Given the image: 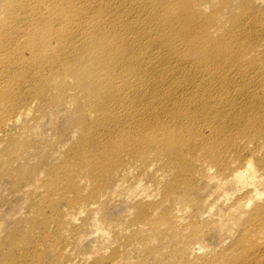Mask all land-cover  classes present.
<instances>
[{"label": "bare ground", "instance_id": "1", "mask_svg": "<svg viewBox=\"0 0 264 264\" xmlns=\"http://www.w3.org/2000/svg\"><path fill=\"white\" fill-rule=\"evenodd\" d=\"M166 1L0 0V32L5 34L0 41V148L4 145L5 152L8 145L13 146L10 163L15 157V161L26 162L25 149L30 144L18 136H11L9 132L2 135L5 130L15 125L25 131L31 130L55 110L56 114L61 112L59 110L72 111L75 114L72 120L73 138L70 147L61 156L73 154L76 157L73 177L63 160L48 170L46 179L48 191L57 196L62 191L59 186L72 187L76 193H80L75 186L76 181L81 178L87 181L82 189L90 188L88 196L77 194L73 201L69 200L67 225L71 226L77 221L76 211L80 213L83 208L75 210L77 205L97 204L94 200L101 194L112 198L119 191L121 194L118 195L123 196L124 183L135 180L136 186L133 184L126 190L129 198L139 191L143 177L150 175L162 183L167 177L166 173L176 170L172 162L180 165V161L186 158L191 160L190 164L195 161L196 168L191 167L192 171L209 184L211 195L219 196L224 192L229 195L236 189L244 191L242 197L247 201L243 208L252 209L223 208L217 212L218 218L213 223L189 234L190 226L195 224L187 223L179 214V206H175L171 209L174 214L172 220L161 214L152 218L149 214L151 224L135 225L133 234L126 239L140 236L145 245L151 241L161 243L160 249L147 247L150 258H163L161 253L163 247L170 246L169 239L183 253L188 249L205 253L206 246L202 240L211 231L239 234V241L244 236L248 238L254 234V242L259 243V232L264 230V169L254 166L251 160L245 162L242 157L244 148L250 144L256 145L258 151L264 150V138L247 135L238 139L232 149H216L222 141L233 140L234 132L241 128L258 127L264 133V79L260 78L264 77V65L257 59L263 54L246 57L249 50L245 51L243 42L232 40V30L214 38L221 29L214 28V20L210 27L208 19L202 15L196 16L192 0H176L180 2L176 11H170ZM221 2L224 3V0ZM228 5L229 1L220 8L226 9ZM199 6L202 4H198L197 8ZM160 9L164 11L163 14ZM182 11L187 13L186 20H181L171 30L173 24H166L165 19L177 21ZM198 13L202 14L200 11ZM154 23H158L156 29L153 28ZM207 24L208 27H205ZM174 35L182 39L185 51H180L175 45L178 38L173 39L175 43L172 41ZM260 44L252 46L250 51L253 52ZM155 45L159 46L158 49L153 47ZM154 49L161 51L160 64L155 62ZM174 54L183 59V64L192 65V69H183L184 66L173 69L171 60ZM246 60L248 62L245 63ZM30 65L34 71L33 79H29L32 82L31 98L25 99L26 96L19 93L22 84L28 82L26 67ZM22 68L25 70L12 79L10 74L15 75L14 70ZM232 69L236 70L237 79L231 76ZM186 74H189L187 79H196L197 74L208 79H231L227 83L231 86L227 88L223 84V87L215 90L216 81H213L206 88L210 81L198 85V90L187 94L182 89L188 90L191 81H185L181 83L184 87L180 86L177 91L163 90L166 79H183ZM148 80L152 84L145 88ZM221 88L227 90L220 92ZM34 105L38 107L36 111L33 110ZM29 121L35 123L31 125ZM110 146L119 152L115 154V166L102 170L107 167L108 159L104 155ZM97 148L100 153L96 152ZM229 151L233 154L228 155L235 156L234 166L230 165L231 161H226ZM2 153L0 151V156L5 155ZM215 166L219 170L214 172ZM226 171L230 172L223 177ZM41 175V172L31 168L20 180L36 187ZM168 181L161 189L156 188L159 195L163 194L166 199L173 192H162ZM230 181L232 188L226 190ZM171 184V189L184 191V195L178 198L179 204L190 207L188 197L194 188L187 184L186 190L178 183ZM112 192H115L114 195ZM140 192L142 190L128 206L131 209V204L138 203L132 205L133 208L140 209V216L147 217L146 207L148 210L152 208L153 213L163 202L159 197L146 204L138 202L144 194ZM199 207L196 208L197 216L202 210ZM104 211L103 206L93 214L101 215L100 220L108 225L109 241L119 244L122 224L107 217ZM234 224L239 225L237 232L235 229L228 232L233 231ZM96 225L99 231L104 232L101 224ZM122 245V253L128 258L134 244ZM50 248H56V245L52 244ZM227 255L230 258L233 252ZM2 259L1 264L6 260L4 257Z\"/></svg>", "mask_w": 264, "mask_h": 264}, {"label": "rangeland", "instance_id": "2", "mask_svg": "<svg viewBox=\"0 0 264 264\" xmlns=\"http://www.w3.org/2000/svg\"><path fill=\"white\" fill-rule=\"evenodd\" d=\"M192 1L195 5L193 7V13L196 16L202 15L204 18L208 19L210 27L212 26L214 20V28L221 29L220 34L218 36L214 35V38L221 37L224 31L232 30V40H239L243 42L245 51L249 50L245 56L250 57L263 54L262 57L259 56L257 59L264 65V0H224V3L229 1V5L226 9L220 8L224 4L221 2L222 0ZM166 3L169 4L168 6L170 11H176L178 5L180 4V2H177L176 0H167ZM245 3H247V5L246 7H243ZM198 4H202V6L197 8ZM196 9L202 14L198 13ZM160 11L163 14L164 11L161 9ZM182 13L183 14H179L180 18L177 21H169L165 19L166 24H173L171 30L173 29V26L177 25V23L181 20H186L187 13L185 11H182ZM208 24L204 26L208 27ZM157 27L158 23H154L153 28L156 29ZM4 36L5 34L0 32V41ZM174 38L179 39L175 44L177 48H179L180 51H185L186 46L183 44L182 39L177 35H174L172 37L173 42ZM181 42L182 44H180ZM259 42H261V44L258 45L253 52H251V47ZM153 47L158 49L159 46L155 45ZM156 49H154L155 62L160 64L161 51ZM163 51L165 53L164 49ZM176 54L173 55L174 58L171 60V67L176 69L180 66H184L183 69L191 70L192 65L183 64V59L177 57ZM190 57L191 56L186 58ZM201 58H203V56H201ZM246 62H248V60H246L245 63ZM213 63L214 66L217 67L216 63ZM153 64L157 65L156 63ZM24 70L25 68H22V70L15 69L14 71L16 74H10L12 79H16L18 74ZM226 70L228 71V69ZM26 71L28 82L25 83V85L22 84L21 92L19 94L24 95V97L26 96L25 99H29L31 98L30 92L32 88V82L29 79H33V67L31 65L26 67ZM230 74L235 77L233 79H237L236 70L232 69ZM188 75L189 74L184 75L183 79H166V86L163 90L177 91L179 88L184 87L181 86L182 82L191 81L188 84V90L186 88L182 89L183 93L189 94L193 93L192 91L194 89L198 90V85L200 84L212 81L206 86V88H209L213 81H216L214 87L216 90L218 87H223V84L227 85V83L231 80L208 79L202 74H197L196 79H187ZM253 75L256 76L257 74ZM260 78L264 79V77ZM168 81H170V84H167ZM24 82L25 81H23V83ZM151 84L152 81L148 80L145 88ZM228 86L230 87L231 84L226 87L228 88ZM226 90V88H221L220 92ZM37 109V105H34L33 110L36 111ZM59 111L61 112H58L57 114L53 112L52 114L46 115L42 120L43 122H40L39 125L33 126L31 130L25 131L22 128L20 129L21 126L15 125L13 128L9 127L11 129H6L2 134L5 135L9 132L11 136H18L17 138L20 140L28 141L30 147L26 146L25 149L27 156L25 157L27 158V161H15L17 157L14 158L13 155L11 158H14L15 163H13L14 161L12 163L9 161L10 151L13 149V146L8 145L5 152L3 149L5 148L4 145L0 148V151L3 152L2 154L5 153V155L0 156V262L4 257L6 260L3 261V264H155V262L156 264H229L232 259L237 257L233 260V262H231V264L236 261H238L239 264H264V230L259 232V243L254 242V234H250L248 238L244 236L243 239L239 241V234H228L226 232L223 234L219 233V231H211L205 236L204 240H202L203 245L206 246L205 253H198L197 250L193 249H188L186 253H183L180 247H178V245L177 247H174L173 242L169 239L170 246H166L165 248L163 247V251L161 253L164 255L163 258H150V253L147 250V247H157L160 249L162 247L161 243L159 244L155 241H151L145 245V243L142 242V237L140 236L126 239L133 234L135 229L134 227H136L135 225L140 226L149 223L151 224L149 214L152 218L155 216L158 217V215L161 214L167 217V219L170 218L172 220L174 214L173 212L171 213V209L175 206H179V214H181V217H183L187 223L195 224L194 226H190L188 231L189 234H194V232L199 228L213 223V220L218 218L217 212L223 208L227 209L232 206L237 207L241 211L244 210L243 205L247 201L246 198L242 197L245 194L244 191H238L236 189L232 190L229 195H226L225 192L219 196L211 195L209 184L200 178L198 173L192 171L191 167L194 166L196 168L195 161H192L193 164H190L189 161L191 160L186 158L180 161V165L174 161L172 162L173 166L176 167V170L172 173L170 172L169 174L166 173L167 177L162 183H158L156 179L150 175L143 177L140 182V187L142 189L140 188L139 191L142 190L140 193L144 194L140 197L142 200L138 202L146 204L154 199V197L155 199L159 197V199L163 202V204L157 208L159 211L157 210L152 213V208L148 210V207H146L145 210H147V217H142L139 214L140 209H137L136 207L133 208L138 203L131 204L132 208L130 209L128 204L135 200V195L139 194V191H137L133 195L130 194L131 196L129 195L130 197L127 198L126 190L135 183V180H131L124 183L122 193L124 194L123 196L118 195L121 194L119 191L116 193L112 192V195H114V193L116 194L112 198H107L105 194H101L94 200L98 202L97 204H91L88 206L77 205L75 210L83 207L80 210V213L76 211L77 214L75 217L78 219L77 221H74V224L71 223V226L67 225L66 210L67 208L70 209V206L68 205L69 200L73 201L77 194L87 197L90 188L86 187L87 190L82 189V187H85L87 182L86 179L83 178L76 181L77 183L75 184L80 193H76L72 187L61 185L59 188L62 189V191L57 196L53 192H51L53 193L51 194L46 187L48 170L64 160L68 164L67 169H69L67 171L70 176L73 177L74 166L77 162V159L73 154L69 156H61L66 152V150H68V147H70V140L73 138L74 131L72 120L75 119V114H72V111ZM29 123L33 125L35 121H29ZM20 135L22 137H20ZM233 135H235L233 140L228 139L226 141H222L220 147L216 150L234 148L237 140L243 136L249 135L248 137L264 138V133L261 131V128L258 127H250L249 129L241 128L236 130ZM104 142L108 143V141ZM122 144L125 145L126 142ZM96 152L100 153L101 151L97 148ZM252 152L255 153L252 154ZM7 153L9 155H7ZM117 153L119 152H117L116 148L113 146H110L107 149L106 154L104 155V157L108 159L106 162L107 167L102 170L113 169V166H115V164L113 165V162L115 154ZM228 154H233V152L229 151L226 154V161L227 163L231 161L230 165L234 166L235 156ZM261 157H264V150L258 151L256 145L250 144L248 147L246 146L244 148V156L242 159L245 158V162L251 160L254 166H257L259 169H264V160H261ZM238 167H240V165ZM31 168H35L37 171L42 173L40 176V180L42 182L39 181L40 183L35 184L36 187L33 186L35 189H33L32 186H29L30 184L28 185L27 182H24V180H20V177L24 178V175H26L28 170ZM216 169L219 170V168L215 166L213 171L215 172ZM230 171H226L223 177L228 175ZM168 179L170 180L168 181ZM167 181L169 184L162 189V192L171 193L172 191H175V193L172 194V192L170 194L171 197L166 199L163 197V194L159 195V190L156 188L159 187L161 189ZM16 182H18L17 185L15 184ZM171 183H178L181 188L186 190L187 184H190V186L194 188L188 197V201L191 202L192 206L190 205V207H188L182 206V203L179 204L178 198L184 195V191L171 189ZM232 184V181H230L226 185V190L228 188H232ZM134 186H136V184H134ZM30 187H32L31 190ZM37 190L42 191L38 192ZM65 195H67V197H65ZM103 206L106 209L104 213L107 217H110V219L114 221H119L120 224H122L120 225L122 231L121 242L119 244L111 243V241H109V236L106 231L108 225L100 220L101 215L95 216L93 214L96 210ZM198 206L202 207V210L201 214L197 216L196 208ZM251 209H245L244 211H250ZM86 223L88 226H85ZM96 223L102 225V227H100L104 229V232H102L103 230H98ZM238 226L239 225L234 224L233 231L231 230L228 232H234V229L235 232H237ZM164 227L166 228L167 226ZM229 229L230 228L227 230ZM262 229H264V225ZM205 233H207V231H205ZM250 239L252 241H250ZM12 242L13 244H11ZM126 243L134 244L128 258H125V253H122V248H124L122 244ZM52 244L56 245V248H50ZM11 245H13V248ZM229 252H233V256L230 258H228L227 255ZM6 253L8 256H6ZM70 258L72 259L70 260ZM76 259L77 261L81 260L77 262Z\"/></svg>", "mask_w": 264, "mask_h": 264}]
</instances>
